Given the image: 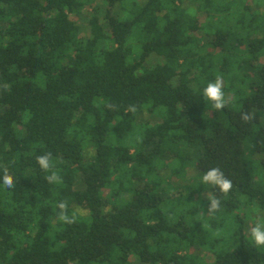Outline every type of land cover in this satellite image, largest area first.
Returning <instances> with one entry per match:
<instances>
[{
  "label": "trees",
  "instance_id": "16d2710c",
  "mask_svg": "<svg viewBox=\"0 0 264 264\" xmlns=\"http://www.w3.org/2000/svg\"><path fill=\"white\" fill-rule=\"evenodd\" d=\"M263 6L0 0V177L15 178L0 179V264H264L249 237L264 213ZM217 76L221 110L203 97ZM213 167L229 193L202 182Z\"/></svg>",
  "mask_w": 264,
  "mask_h": 264
},
{
  "label": "clouds",
  "instance_id": "9594fccd",
  "mask_svg": "<svg viewBox=\"0 0 264 264\" xmlns=\"http://www.w3.org/2000/svg\"><path fill=\"white\" fill-rule=\"evenodd\" d=\"M7 87V85H5ZM203 97L207 100L212 101L213 107L216 110H221L226 106L225 93L223 91V80L222 77L217 76L215 81L209 82L207 86L203 89ZM112 107V105H108ZM130 111H135V106H130L128 109ZM241 119L248 122L254 119L253 113H243ZM36 162L40 166L41 170L48 173L44 179L49 184H59L61 183V176L58 170H56L53 163V154L51 152H46L42 155L36 157ZM2 179L3 185L11 189L15 186V178L9 173L7 168L3 169ZM202 182L210 184L219 189L221 193L227 194L231 191L233 187L232 181L227 178L223 171L219 167H213L208 169L202 177ZM207 198V197H206ZM210 202L207 207L209 212H214L220 207V201L217 198L208 199ZM56 208L58 209L57 219L64 224H72L76 220V215L69 214V204L67 200H62L57 203ZM249 237L253 245L257 248L264 247V216L259 213L255 214V224L249 229Z\"/></svg>",
  "mask_w": 264,
  "mask_h": 264
},
{
  "label": "rangeland",
  "instance_id": "374dc122",
  "mask_svg": "<svg viewBox=\"0 0 264 264\" xmlns=\"http://www.w3.org/2000/svg\"><path fill=\"white\" fill-rule=\"evenodd\" d=\"M261 10L262 11H264V6L261 8ZM199 35L201 36V37H203L204 36V34L203 33H199ZM151 116H148V115H146V114H142L141 116H140V119H139V122H142V121H146L148 118H150ZM189 173L190 174H192L193 173V171H189ZM252 211V218H253V220L251 221L252 223H254L255 224V214L256 213H259L260 215H262V216H264V213H262L257 207L256 208H254L253 210H251ZM249 222V221H248ZM214 233H218V234H220V235H227L229 232L228 231H226L225 229H222V228H218V229H216V232H214ZM193 252H195V253H198V254H200L201 253V251H200V249H195V248H193V250H192Z\"/></svg>",
  "mask_w": 264,
  "mask_h": 264
}]
</instances>
